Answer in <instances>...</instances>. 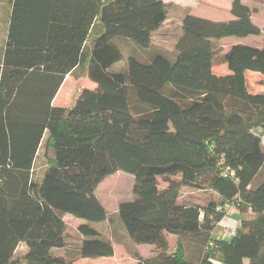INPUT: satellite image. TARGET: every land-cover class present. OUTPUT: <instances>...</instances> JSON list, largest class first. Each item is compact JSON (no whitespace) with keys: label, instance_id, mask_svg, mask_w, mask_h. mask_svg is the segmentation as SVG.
I'll use <instances>...</instances> for the list:
<instances>
[{"label":"trees","instance_id":"trees-1","mask_svg":"<svg viewBox=\"0 0 264 264\" xmlns=\"http://www.w3.org/2000/svg\"><path fill=\"white\" fill-rule=\"evenodd\" d=\"M254 10L232 0L226 20L186 12L172 50L144 61L115 39L150 48L164 0H0V264L113 255L93 223L107 218L95 190L117 171L133 175L118 218L152 245L133 264H264V89L246 81L264 80V45L234 43L227 72L212 65L214 39L261 33ZM80 69L95 86L52 104ZM183 186L211 196L181 202ZM225 205L240 223L220 238ZM66 214L81 221L72 228Z\"/></svg>","mask_w":264,"mask_h":264},{"label":"rangeland","instance_id":"rangeland-1","mask_svg":"<svg viewBox=\"0 0 264 264\" xmlns=\"http://www.w3.org/2000/svg\"><path fill=\"white\" fill-rule=\"evenodd\" d=\"M167 4L168 18L163 26L155 31L151 39V47L142 49L132 43L130 40L117 38V44L123 51V55L128 53L137 55L141 60H149L152 53L157 50L171 51L176 36L179 33L180 19L184 13L189 12L195 15L211 18L214 20H226L231 18L229 13L232 0H164ZM250 7L255 9L251 18L253 22L259 25L261 33L258 35L247 36H227L214 39L213 50V70L215 72H227V66L223 59V53L230 45L240 42L256 46L264 45V0H242ZM120 63V65H119ZM124 61L118 62L115 66L122 67ZM247 84L250 90L264 89V80L257 73H246ZM83 87L93 88L95 83L84 76L83 70L77 71L76 76H69L62 91L58 95L56 105L66 106L72 104L79 89ZM178 92V97L182 101L191 98V94L183 89L171 88ZM170 91V89H169ZM137 110L141 107L134 102ZM258 133L262 131L257 130ZM264 176V171L257 177V181ZM159 187L166 184L162 177H158ZM133 175L124 171H117L105 177L97 186L95 193L103 204L107 218L99 223H93L104 236L109 238L113 244V255L101 256L96 258L85 257L78 259L76 264H133L135 258L139 255L148 256L151 254L152 245L148 243H136L131 241L124 230V227L117 215V207L119 202L130 199L132 197ZM209 192L198 191L188 186H183L179 194V201L204 203L210 198ZM68 225L74 228L81 220L74 218L70 214L65 215ZM226 229V224H222ZM221 228H216L214 234L218 235ZM172 240V237L169 236ZM246 264V262H245Z\"/></svg>","mask_w":264,"mask_h":264},{"label":"crops","instance_id":"crops-1","mask_svg":"<svg viewBox=\"0 0 264 264\" xmlns=\"http://www.w3.org/2000/svg\"><path fill=\"white\" fill-rule=\"evenodd\" d=\"M259 26V25H258ZM2 28V32H1V36L4 37V31H5V27H1ZM70 75H66L65 78H64V82L66 80H68ZM62 85V84H61ZM61 87V86H60ZM60 94V91L58 93V95ZM57 95V97H58ZM57 97L55 96L52 100V104H55L58 102V99ZM260 131H262L261 129H258ZM167 184V183H166ZM166 184L164 186H166ZM162 186V187H164ZM239 223H240V220H239V212L237 211L236 208H231L224 216L223 218L216 224L215 228L213 229V234H214V230L216 228H221L219 230V233L218 235H215L217 237H220V238H228L230 236V233H229V230H228V227L232 226V227H238L239 226ZM222 224H226V229H223L222 227ZM245 264V262H244Z\"/></svg>","mask_w":264,"mask_h":264},{"label":"built area","instance_id":"built-area-1","mask_svg":"<svg viewBox=\"0 0 264 264\" xmlns=\"http://www.w3.org/2000/svg\"><path fill=\"white\" fill-rule=\"evenodd\" d=\"M260 137H261L262 145H263V147H264V131H262V133H260ZM231 208H233L232 205H225V211H226V213H227ZM228 230H229L230 235H232V234L234 233V231L236 230V227H232V226H230V227H228Z\"/></svg>","mask_w":264,"mask_h":264}]
</instances>
